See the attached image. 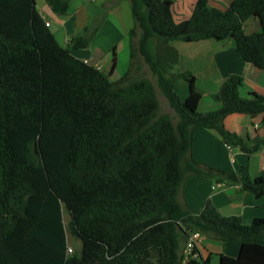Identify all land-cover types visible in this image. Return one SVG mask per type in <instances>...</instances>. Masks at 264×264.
Here are the masks:
<instances>
[{"label":"trees","instance_id":"trees-1","mask_svg":"<svg viewBox=\"0 0 264 264\" xmlns=\"http://www.w3.org/2000/svg\"><path fill=\"white\" fill-rule=\"evenodd\" d=\"M47 1L60 15L69 11V0ZM130 2V68L112 80L116 46L109 73L72 53L91 45L98 20L64 47L35 0H0V264H210L182 250L194 230L240 242L238 255L222 254L221 264H264V217L245 224L211 202L198 212L180 200L189 174L264 195V172L252 178L248 164L227 172L192 155L201 128L216 129L230 147L260 150L224 121L234 113L264 119V95L242 96L243 77L232 74L213 95L221 106L200 112L203 92L193 72L178 70L179 52L171 44L231 38L246 61L264 69V0H232L224 11L197 0L180 22L174 0ZM252 16L261 28L247 34L244 23ZM141 58L177 123L160 113L153 80L131 77L142 69ZM179 79L189 87L185 98L176 90ZM67 225L82 241L80 253L68 252Z\"/></svg>","mask_w":264,"mask_h":264},{"label":"crops","instance_id":"crops-1","mask_svg":"<svg viewBox=\"0 0 264 264\" xmlns=\"http://www.w3.org/2000/svg\"><path fill=\"white\" fill-rule=\"evenodd\" d=\"M197 0H174L173 15L177 22L190 18ZM37 10L49 22L60 45L68 46L77 30L90 23L99 21V27L87 48L74 49L72 53L88 63L109 73L112 66V49L116 46L117 65L111 74L112 80L121 78L130 68L131 49L129 32L134 26L130 0H69V11L60 15L54 11L47 0H35ZM232 0H209L211 9L224 11ZM260 21L252 16L244 23L247 34L260 30ZM171 44L179 52L178 70L191 71L196 84L203 92L198 104L200 112L218 109L221 102L216 94L223 82L232 74L243 77L239 92L249 97L253 92L264 95V69L246 61L238 52L234 39L218 40L215 38L197 41L173 40ZM133 72V70H132ZM177 92L185 98L189 87L185 80L176 81ZM262 115L255 118L250 114L234 113L225 118V126L238 133L251 143L261 144V149L254 153L242 151L239 147H230L216 129L201 128L195 132L192 155L203 163L217 166L227 172H237L241 165L248 164L252 178L264 172V141L260 129L254 123L261 121ZM179 117L176 116V122ZM2 188V185L0 189ZM181 202L195 211L201 212L208 202L225 216H240L242 222L249 224L256 217H264V195L257 197L254 193L242 190L241 183L218 182L214 177L189 174L180 193ZM3 207L0 204V213ZM65 226L70 215L64 213ZM68 244L70 239L68 237ZM185 249V243L181 245ZM240 242L232 239L218 240L202 236L199 253L202 260L210 259V264H221L222 254L236 257Z\"/></svg>","mask_w":264,"mask_h":264},{"label":"rangeland","instance_id":"rangeland-1","mask_svg":"<svg viewBox=\"0 0 264 264\" xmlns=\"http://www.w3.org/2000/svg\"><path fill=\"white\" fill-rule=\"evenodd\" d=\"M141 62L143 64L142 69H140V70L134 69L133 72L131 73V77H133V78L148 77V78L152 79L156 85V89H157V93H158V97H159V101H160V105H161L160 106V113H169L172 116L173 121L176 122L177 114L174 111V109L171 108L167 98L165 97L162 90L160 89V87L158 85L157 77L152 73L149 65L147 63H145L142 58H141ZM2 175H3V170H2V167L0 165V187L2 185ZM67 232H68V236L70 239L71 247L74 249L73 252L80 253L82 250V241L79 238L74 237L71 234V231H70L68 225H67Z\"/></svg>","mask_w":264,"mask_h":264},{"label":"built area","instance_id":"built-area-1","mask_svg":"<svg viewBox=\"0 0 264 264\" xmlns=\"http://www.w3.org/2000/svg\"><path fill=\"white\" fill-rule=\"evenodd\" d=\"M47 25H49V22H46ZM255 128L260 129L263 135V141H264V119H262L261 121L255 122L254 123ZM183 228L184 226L181 225ZM185 230V228H184ZM187 232V231H186ZM188 238H187V242L185 244V255L186 258H188L189 256L192 257H199L200 253H199V242L203 236L202 233H200L199 231H189L187 232ZM74 249L71 246H68V252L69 253H73ZM185 258V260H186Z\"/></svg>","mask_w":264,"mask_h":264}]
</instances>
